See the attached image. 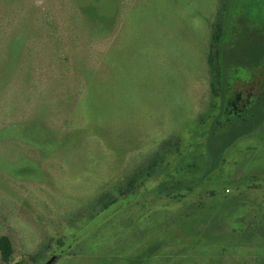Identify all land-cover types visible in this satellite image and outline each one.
Here are the masks:
<instances>
[{"label": "rangeland", "instance_id": "rangeland-1", "mask_svg": "<svg viewBox=\"0 0 264 264\" xmlns=\"http://www.w3.org/2000/svg\"><path fill=\"white\" fill-rule=\"evenodd\" d=\"M225 1L0 0V236L15 249L0 264H264V0H228L213 102L208 23ZM232 68L250 82L227 115Z\"/></svg>", "mask_w": 264, "mask_h": 264}, {"label": "trees", "instance_id": "trees-1", "mask_svg": "<svg viewBox=\"0 0 264 264\" xmlns=\"http://www.w3.org/2000/svg\"><path fill=\"white\" fill-rule=\"evenodd\" d=\"M228 11V0L222 2L217 15L215 18L208 23L209 27V41L206 47V64L208 66V80H209V89L212 101L215 102L216 99L220 96L223 90V80H224V71L223 66L221 63V55H222V48L221 44L224 40L226 35L225 31V14ZM93 13L92 9L89 8H80L78 9V17L75 20L81 19H90L93 26L92 29L94 30L93 34L95 37L98 36L99 33H105L101 29V23L106 21L107 18L105 17H94L91 15ZM115 23L112 22V26L118 24L119 16H116ZM84 21V20H83ZM75 25V24H74ZM78 25V24H77ZM118 27V26H116ZM65 28V27H62ZM61 28V29H62ZM240 72V70L236 68H232L229 77L232 79L231 85L228 86L226 91V111L225 114L232 115L237 114L238 109H236V104L239 106V102L243 99L244 95L241 91L236 88V84L238 82L249 83L250 81H245L240 79V77L236 76V73ZM229 78V79H230ZM233 97V98H232ZM211 108L215 109L214 103L211 104ZM234 105V112L231 110ZM167 144V143H166ZM164 144L163 146H166ZM161 153V152H160ZM158 152L157 156L154 157L152 160L148 161V165H145L143 168H137L133 175L126 178V180L122 183H112L98 195L92 198L91 201V213L90 218L96 217L99 213L103 212L104 210L108 209L111 205L115 204L120 200L121 197L128 195L138 184V180H143L145 177L150 178L153 173L154 169L156 168L158 161ZM163 162V161H162ZM141 185V183H139ZM138 186V185H137ZM14 244L11 238L8 235H1L0 236V258L2 262L9 263L12 259L14 254Z\"/></svg>", "mask_w": 264, "mask_h": 264}]
</instances>
